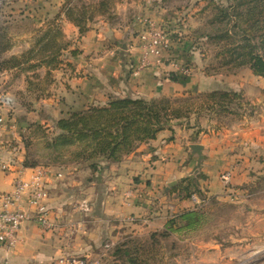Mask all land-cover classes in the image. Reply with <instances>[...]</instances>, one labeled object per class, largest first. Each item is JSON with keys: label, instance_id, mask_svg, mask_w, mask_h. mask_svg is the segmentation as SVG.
<instances>
[{"label": "crops", "instance_id": "0c3cea01", "mask_svg": "<svg viewBox=\"0 0 264 264\" xmlns=\"http://www.w3.org/2000/svg\"><path fill=\"white\" fill-rule=\"evenodd\" d=\"M68 1H1L0 22L18 24L6 26L10 47L2 56H19L32 48L36 54L24 64L33 65L34 70L12 67L0 72V90L9 94L12 107L0 124V193L12 191L17 178L27 180L39 169H47L44 180L51 227L23 222L20 239L13 247L0 244V261L48 264L60 256L91 254L92 245L85 242L96 245L111 237L117 243L129 227L144 232L163 229L170 216L189 207V199L181 198L182 191L175 186L179 179H193L201 163L208 193L221 197L231 193L232 209L248 214L243 225L248 234L240 231L227 242L221 234L212 239L213 244L187 238L185 258L198 264H232L233 260V264H264V256L258 257L261 249L256 248L264 244V200L257 198L264 193L259 187L264 180V111L246 126L234 124L218 130L216 136L203 135L206 141L201 144V158L190 149L198 142L189 141L184 129L172 126L173 132L164 129L120 161L100 160L95 169L89 166L90 161L66 159L65 155L56 163L23 165L30 157L23 137L29 135L31 124H39L48 133L71 111L105 104L110 96L149 100L198 85L190 78L195 70L194 51L188 44L174 41V34L161 18L164 12L150 13L149 5L140 0H119L115 10L112 3L102 11L82 8L86 30L80 33L74 20L76 9L69 14ZM109 15H114L113 21ZM149 21L160 23L168 33L169 44L160 49L159 58L145 54L144 45L151 40ZM49 43L60 53L56 62L48 61L50 50L44 46ZM142 57L147 64L138 68ZM51 66L57 67L49 69ZM182 67L189 68L190 74ZM243 70L237 76H253L249 69ZM174 75L177 79H172ZM251 79L231 76L221 85L227 83L253 100L259 91L257 81ZM221 80L204 76L207 85L203 89H214ZM170 181L176 183L168 187ZM131 216L137 217L134 222Z\"/></svg>", "mask_w": 264, "mask_h": 264}, {"label": "trees", "instance_id": "16d2710c", "mask_svg": "<svg viewBox=\"0 0 264 264\" xmlns=\"http://www.w3.org/2000/svg\"><path fill=\"white\" fill-rule=\"evenodd\" d=\"M108 3V0H99L97 6H102L105 10ZM209 6L211 11L215 12L207 24L214 28L203 36L217 45L215 57L219 64L229 69L246 66L254 75L264 77V0H227V5L211 2L206 8ZM72 9L67 7L69 14ZM85 15V11L82 10V14L74 19L77 21L80 33L86 30ZM6 32V27L0 25V72L12 67L34 70L33 65L24 66L31 57L35 56L33 48L19 56H2L3 52L10 47ZM45 47L50 50L48 61L56 62L60 54L58 50L53 49L54 46L51 43ZM56 67L51 66L49 69ZM172 79H177V76L174 75ZM200 97H203L205 102L202 104L196 102L199 109L201 110L204 104L205 110L217 116L240 115L242 105H249L239 92L228 89L210 90L197 95L196 99H192L191 96L149 100L110 96L105 104H93L82 110H74L67 117L58 119L55 124L57 132L53 137L46 135L45 148L53 149L62 156L68 152L72 160L90 161L89 166L92 169L98 166L100 160L120 161L125 155L135 150L138 144L154 139L160 131L168 129L173 132L169 124L172 119L187 116L191 105L196 104L194 101H199ZM30 128V132L47 133L39 124H31ZM23 142L26 148L31 144L27 136L23 137ZM37 164V160H29V158L23 161L25 167H34ZM192 182L194 179L186 177L184 182L178 183L179 185L175 188L179 187L184 192V196L189 197L195 194L192 191H197L196 187L190 191L189 185ZM199 220L198 211L184 210L177 218L168 219L162 234L187 231L196 227L201 222ZM151 237L154 238L155 234L152 233ZM127 245V242L118 245L114 257L126 260L127 264H144L140 256H134V258L131 254L129 256Z\"/></svg>", "mask_w": 264, "mask_h": 264}, {"label": "rangeland", "instance_id": "374dc122", "mask_svg": "<svg viewBox=\"0 0 264 264\" xmlns=\"http://www.w3.org/2000/svg\"><path fill=\"white\" fill-rule=\"evenodd\" d=\"M1 1L2 0H0V9L1 5H3ZM98 1L99 0H69L66 4L69 3L71 6L70 8L76 9V12L74 11L75 14L80 16V14H82V8L90 12L103 10L102 6H97ZM134 1L138 3L139 0H133V2ZM108 2V4L112 3L110 7L115 10L119 0H108ZM140 2H145V6H147V4L149 5L148 8L150 13L164 12L161 14V18L164 20V23H167L169 26L168 28H170L171 34H174V41L179 44H188V49L194 51L191 56H193L192 62L195 70L194 75L192 74L190 78L195 82L196 80L198 81L196 83V85L198 84L197 87H189L178 94L170 96L163 95L157 97V99L162 97L172 99L185 98L188 96H191L192 99H196L197 95L210 91L203 89L207 85L203 81L204 76H215V78L218 77L220 80L222 79L218 83L219 85L214 89L235 90L228 86L227 83L221 85V82H224L225 79L227 80V78L231 76L235 78V80H238L240 76L241 78H245V80H248V77L249 79L252 77L254 81H257V89L259 92H257V96L253 100L246 98L241 90H236L241 94L243 100L249 103V105H242V109L239 111L240 115L221 114L217 116L207 109L205 110L206 105L204 104L200 110L196 102H200L201 104L205 102V99L200 97L199 101H194L196 104L191 105L190 112L187 116L172 119L169 123L170 126L181 127L187 132L189 141H196L201 145L206 141V136H203L205 134H214L216 136V132L220 129L233 128L232 126L234 124L243 127L249 124L251 118H260V114L264 111V88L259 89V87L261 84L264 85V77L256 76L253 73L251 75L254 77L250 76V74L249 76L242 74L237 76V73H240L245 68H249L245 66L238 69H229L228 67L220 65L218 59L215 57L217 45L203 36L207 32H211L212 28H214V26L208 25L207 21L209 18H212L215 11L212 12L210 6L209 8H206V6L208 7V4L211 2L227 5V0H140ZM108 4L107 8L109 7ZM91 5L93 6L91 7ZM97 7L99 9H97ZM134 7L135 6H132V8ZM135 8L137 9V7ZM113 16L114 15H109L108 19L113 21ZM0 25L11 27L18 24H11L9 21L8 23L0 22ZM156 25H158L161 28V32L168 37V33L164 27L160 25V23ZM217 26L218 25H216V27ZM182 71L190 74L189 68L182 67ZM253 80L251 79V82ZM56 132V130H53L44 134L40 132H30L29 135L27 134V138L31 141L27 150L30 156L29 160H37L41 165L56 163L63 160L62 155H58L53 149L45 148L47 140L46 135L48 137H53ZM208 147L210 150L212 144L208 145ZM64 155L66 159H69L71 156L68 152L64 153ZM202 167L203 164L201 165V163H199L198 170L193 173L194 182L189 185L190 191L194 190L195 187L197 188V191H192L196 194V201L193 200L191 196H184V192H181V198L189 199L190 205L189 207H184L183 210H181V208L168 218H177L184 210H196L199 212V221H201L196 227L178 233L172 232L171 234H169V232L167 234V231H165L167 235L162 234L164 228L157 231L144 232L140 229H131V227H129V229H126L124 233H122V238L117 239L119 240L117 243L112 241L113 239L111 237H106V240L102 238L100 243L96 245H94L92 241L85 242L87 245H92L89 248H91L93 252H91V254L79 252L74 253L73 256L81 260L82 264H127L128 262H125L126 260L124 261L114 257L116 247L122 242H127L128 245L126 248L127 252H129V256L130 254L132 258H134V256H140L144 264H198L197 261L192 258H185L186 253L189 252V246L186 241L187 238L194 239L197 243L203 240L208 244H213L212 239H216L217 236H221V234L223 235L224 242L238 236L240 231L243 232L244 236H247L248 229L247 227L244 228L243 225L249 220L248 214L232 209L231 205H233L232 199L234 196H232L231 193L228 194V197H221L213 193H208L206 175L201 171ZM221 173L222 171H219L218 175L220 176ZM178 181L184 182V178ZM259 187L264 189V180H260ZM257 196L260 201L262 199L264 200L263 192ZM136 218L133 217L131 221L134 222ZM152 233L155 234L154 238L151 237ZM137 248H139V250ZM256 248L261 249L258 257L264 256V244L260 243ZM233 262L236 261L233 260ZM241 264H249V261H244Z\"/></svg>", "mask_w": 264, "mask_h": 264}, {"label": "built area", "instance_id": "2783aa9c", "mask_svg": "<svg viewBox=\"0 0 264 264\" xmlns=\"http://www.w3.org/2000/svg\"><path fill=\"white\" fill-rule=\"evenodd\" d=\"M151 40L145 44V54L160 57V49L169 44L168 37L161 32V28L154 22H148ZM145 39V35L141 36ZM147 64L146 57H142L138 68ZM11 98L6 91L0 90V124L6 121V116L11 111ZM9 164H3L8 167ZM47 169L41 168L30 179L17 178L10 192L0 193V244L8 249L13 247L20 239L19 230L23 222L34 221L42 227H51L47 200L49 193L45 186ZM130 191L128 192V196ZM191 197L196 201V195ZM26 205L24 208L23 206ZM0 264H36L33 262H15L11 260L0 261ZM48 264H82V261L73 255L60 256Z\"/></svg>", "mask_w": 264, "mask_h": 264}, {"label": "water", "instance_id": "95a60500", "mask_svg": "<svg viewBox=\"0 0 264 264\" xmlns=\"http://www.w3.org/2000/svg\"><path fill=\"white\" fill-rule=\"evenodd\" d=\"M190 149L192 150L193 153H196L199 157H201V145L200 144H191L190 145ZM176 183V181H170L168 183V187L174 185Z\"/></svg>", "mask_w": 264, "mask_h": 264}]
</instances>
